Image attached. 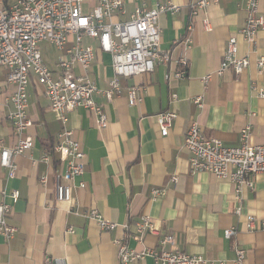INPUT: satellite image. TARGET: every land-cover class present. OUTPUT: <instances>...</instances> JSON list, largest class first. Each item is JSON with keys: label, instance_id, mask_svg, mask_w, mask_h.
I'll return each mask as SVG.
<instances>
[{"label": "crops", "instance_id": "obj_1", "mask_svg": "<svg viewBox=\"0 0 264 264\" xmlns=\"http://www.w3.org/2000/svg\"><path fill=\"white\" fill-rule=\"evenodd\" d=\"M198 1L124 0L127 15L115 21L127 20L138 7H180L179 12H167L159 18L160 48L170 54L171 61L158 65L152 74L121 79L124 89H140L142 101L136 106L129 104L126 90L111 102L95 96L108 117L105 129H100L94 115L83 108L71 114L69 128L87 156L85 173L75 182L76 187L85 182L86 188H75L71 202L56 200V176L62 167L53 148L61 124L44 89L31 81L28 117L32 126L27 135L33 138L34 147L16 159L14 179L9 180L7 171L0 167V203L5 200L12 205L9 221L17 228L9 242L0 236V264H55L57 260L61 264H120L117 241L136 251L157 249L160 236L166 234L175 240L169 250L201 256L207 264H233L236 247L246 250V264H264V230H251L246 222L248 216L264 221V175L254 177V190L243 189L242 215L238 216L234 185L208 173L193 175L184 146L185 134L193 123L228 148L242 145L241 133L247 127H251L249 145H264V97L252 91L253 86L264 91V73L260 74L256 65L264 58V29L254 44L238 37L239 56L250 61L244 73L236 77L228 71L219 76L229 38L246 24V3L220 0L192 16L189 6ZM260 10L264 15V0ZM206 19L210 31L204 28ZM187 39L192 41L189 49ZM85 43L95 48L89 79L99 90H107L114 77L112 58L97 49L96 41ZM181 58L189 63L188 75L168 79ZM5 76L1 69L0 84ZM208 76L211 79L205 84ZM13 92L14 87L9 86L0 96V140L5 147L16 142L7 119L13 110L9 100ZM198 98L202 107L195 104ZM166 112L176 113L177 118L169 135L163 137L157 117ZM45 154L50 155L48 164L41 162ZM43 177L46 185L41 184ZM14 191L20 194L15 204L3 196ZM156 191L163 195L155 197ZM90 209L120 228L101 230L85 217ZM144 216L151 218L160 236L147 235L143 243H137L130 236ZM230 228H235L237 235L226 240L224 232ZM133 264L154 262L148 258Z\"/></svg>", "mask_w": 264, "mask_h": 264}, {"label": "built area", "instance_id": "obj_2", "mask_svg": "<svg viewBox=\"0 0 264 264\" xmlns=\"http://www.w3.org/2000/svg\"><path fill=\"white\" fill-rule=\"evenodd\" d=\"M220 0H200L189 6L191 15L197 16L210 5ZM246 3V24L236 36L229 38L227 49L217 74L221 76L231 71L236 77L249 67L248 58L239 56L238 37L254 44L257 34L264 29V15L260 10L262 0H239ZM180 7L173 4H157L153 10L138 7L125 21H115L127 15L124 0H0V70L6 71L5 81L0 84V96L6 93L9 86L14 87L10 96L13 110L8 114V121L16 139L12 147H5L0 140V167L7 171V178L14 179L18 165L16 159L31 151L33 138L27 135L32 122L28 117L29 94L31 81L44 89L50 109L58 115L61 131L56 137L53 148L58 153L62 167L56 176V200L71 202L75 188L85 189L86 183L81 181L78 187L75 182L85 173L87 156L82 144L75 138V132L69 128L70 116L78 108H83L94 115L98 127L108 126V117L101 105L95 102L100 95L108 102L119 97L126 90L129 104L141 103L138 87L124 89L121 79L130 80L135 77L152 74L158 65H168L171 56L162 51L161 27L159 18L167 12L177 13ZM206 31H210L209 21H203ZM86 40L97 42V49L110 55L114 77L109 81V88L101 91L89 79V70L95 60V48L86 44ZM53 46L61 57L53 69L43 62L40 44ZM192 41L187 39L185 46L190 48ZM260 74L264 73V58L257 60ZM178 69L169 74L168 79H182L188 75L189 63L186 58L177 61ZM78 70V74L76 73ZM211 79H204L205 84ZM252 91L264 97V91L257 86ZM202 107V99L195 100ZM177 118L176 113L166 112L158 115L161 135L167 137ZM251 127L241 133L242 145L237 148L225 147L215 137L205 135L202 128L193 123L185 134L184 146L189 155L190 170L193 175L208 173L217 179L231 182L235 188V198L239 205L236 210L242 215V192L245 187L254 190V177L264 175V145L251 146L248 141ZM50 155L45 154L41 162L48 164ZM47 178L41 179L46 185ZM176 181V178H173ZM163 195L162 191L154 192L155 197ZM15 204L20 198L18 191L11 195L3 193ZM12 205L5 200L0 203V236L7 242L12 240L17 228L10 221ZM85 217L97 223L106 232L120 228L116 223L107 221L96 210L86 211ZM251 230H264V221L253 216L246 220ZM125 229L129 225L124 226ZM72 232V231H71ZM147 235L160 236L152 220L144 216L136 224V233L130 238L143 243ZM237 235L235 228L225 230L224 239L231 240ZM174 237L170 234L159 238L157 249L132 250L123 241H117L120 264H133L148 258L154 264H207L201 256H193L180 251L169 250L174 245ZM236 259L233 264H246V250L235 248ZM55 264H61L59 260Z\"/></svg>", "mask_w": 264, "mask_h": 264}, {"label": "rangeland", "instance_id": "obj_3", "mask_svg": "<svg viewBox=\"0 0 264 264\" xmlns=\"http://www.w3.org/2000/svg\"><path fill=\"white\" fill-rule=\"evenodd\" d=\"M40 51L42 54L43 62H45L48 66L54 67V62L60 57V53L50 44L43 43L40 44Z\"/></svg>", "mask_w": 264, "mask_h": 264}]
</instances>
